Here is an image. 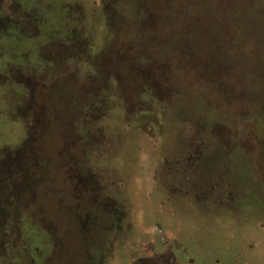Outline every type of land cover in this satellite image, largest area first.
Wrapping results in <instances>:
<instances>
[{"label":"rangeland","instance_id":"obj_1","mask_svg":"<svg viewBox=\"0 0 264 264\" xmlns=\"http://www.w3.org/2000/svg\"><path fill=\"white\" fill-rule=\"evenodd\" d=\"M0 15V264H264V0Z\"/></svg>","mask_w":264,"mask_h":264},{"label":"trees","instance_id":"obj_2","mask_svg":"<svg viewBox=\"0 0 264 264\" xmlns=\"http://www.w3.org/2000/svg\"><path fill=\"white\" fill-rule=\"evenodd\" d=\"M1 17H2V16L0 15V19H1ZM4 19H6V20H11V21H13V22H16L17 20L21 21L20 18H15V17H12L11 15H8L7 18L4 17ZM8 38H9L8 36H5V39H8Z\"/></svg>","mask_w":264,"mask_h":264}]
</instances>
